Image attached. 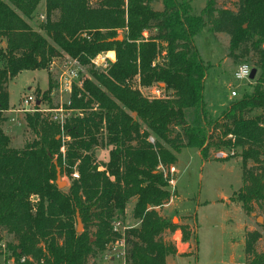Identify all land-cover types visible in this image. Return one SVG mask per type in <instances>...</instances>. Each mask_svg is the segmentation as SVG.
Instances as JSON below:
<instances>
[{"label":"trees","instance_id":"16d2710c","mask_svg":"<svg viewBox=\"0 0 264 264\" xmlns=\"http://www.w3.org/2000/svg\"><path fill=\"white\" fill-rule=\"evenodd\" d=\"M155 1L0 0V124L9 109L8 83L22 71L46 70L60 52L82 65L100 52L115 53L105 70L88 68L94 82L74 86L65 106L72 115L63 125L26 114L33 139L19 149L0 128V231L13 236L6 246L16 264L23 257L34 262L22 264H89L120 238L113 224L128 205L136 224L123 232L125 264H166L177 248L162 235L177 229L196 251V224L189 232L157 211L178 197L169 190V169L184 148L198 150L202 162H226L238 153L243 186L232 201L246 212L254 204L264 209V166L258 167L264 164V0H233L235 10L207 0L197 16L186 0H162L160 11ZM42 3L37 32L28 22L38 19ZM207 27L229 35L230 57L252 50L259 70L253 91L215 121L204 98L209 66L194 44ZM135 77L141 87L163 85L165 95L143 96L130 85ZM53 86L50 80L43 94L50 107ZM104 148L108 161L98 162L95 151ZM56 167L69 178L67 188L57 187ZM260 237L248 234L245 264H264V252L255 250Z\"/></svg>","mask_w":264,"mask_h":264},{"label":"rangeland","instance_id":"374dc122","mask_svg":"<svg viewBox=\"0 0 264 264\" xmlns=\"http://www.w3.org/2000/svg\"><path fill=\"white\" fill-rule=\"evenodd\" d=\"M101 0H88L89 4L95 6ZM180 1V0H178ZM191 6V14L199 15L200 11L205 7L207 0H186ZM219 7H225L232 10L236 9V4L233 0H216ZM126 2V1H125ZM41 6L38 7L40 16ZM154 10H162V0H157L152 3ZM40 19L33 18L29 21L30 27L37 32H40ZM43 34V32H42ZM119 37L122 31H118ZM154 34L153 30L143 33L144 37ZM194 44L202 58L209 66L207 78L205 80L204 98L210 115V120H217L227 106L253 91L254 86L259 79V70L256 67V59L253 51L250 50L245 56H240L241 52L237 53V58L229 56L228 45L229 35L226 33H209L208 27L205 28L194 38ZM2 47V43H0ZM250 48V47H249ZM59 56L52 59L49 67L46 70L22 71L12 81L8 83V91L11 95V101L14 108L20 104L24 96L32 94L37 99H43V94L49 89V81L54 79L57 73L65 68L67 61L71 59L66 54L60 52ZM111 56V55H110ZM162 60V55L158 57ZM246 63L256 74L249 80L242 82L235 81L233 73L239 64ZM53 66V68H51ZM86 74L84 80L88 79L91 82L94 80L88 75V68H93L98 71L105 70L104 68H95L90 65H83ZM133 88L139 87L137 77L131 84ZM163 85H154L151 87H141L140 91L147 98L155 97V91H161V96L165 95L162 91ZM237 92L236 97H231V91ZM260 112H255L254 115ZM64 114H70L64 112ZM4 121L0 124V128L10 138V146L19 149L27 142L33 139V135L29 131L25 116L22 114L3 113ZM59 114V119L65 117ZM133 115V114H132ZM48 117L50 115H47ZM15 117V122L10 119ZM179 129L176 128V131ZM198 150L186 148L179 155V171L176 175V170L171 174L173 181L176 177V187L178 198H172V202L167 203L157 211L160 215L166 217L169 221L177 226H187L188 231L192 232L194 224H196V239L197 249L191 239L184 242L182 232L177 229L173 233H165L162 235L163 240L172 241L177 248V254L172 257L170 264H245L248 263L250 257L245 253V241L248 234L257 232L260 238L255 244L256 252H264V209L253 205V212L243 210L241 203L233 202L232 197L237 195L242 190V167L239 154L230 157L226 162H217L218 159L213 158L210 162L203 164ZM109 148L97 149L95 156L98 162H104L109 158ZM228 153V152H227ZM220 156H225L221 154ZM226 157V156H225ZM263 162L264 159L262 158ZM260 168L264 164H259L255 167L252 163H248V167ZM175 167V166H173ZM76 171H74L75 173ZM61 180L66 183L65 188L69 186L70 180L65 174H61ZM174 183L169 185V190L173 191ZM226 197L227 201L222 200ZM37 197H32V202L35 203ZM227 204H225V203ZM195 218V219H194ZM195 221V222H194ZM121 223L120 238L124 228L134 226L135 220L132 218V206L128 205L125 218L118 219ZM0 264H16L11 251L8 250L7 244H14L13 236L0 231ZM191 236V235H190ZM119 239V238H118ZM111 245H108L106 250L93 258H90L89 264H121L117 259L111 261L110 256L113 254ZM28 262H34L31 257H25ZM22 264L21 261H19ZM24 263V262H23Z\"/></svg>","mask_w":264,"mask_h":264},{"label":"built area","instance_id":"2783aa9c","mask_svg":"<svg viewBox=\"0 0 264 264\" xmlns=\"http://www.w3.org/2000/svg\"><path fill=\"white\" fill-rule=\"evenodd\" d=\"M40 21L44 20V15L39 16ZM111 55V56H110ZM115 62V53L113 51H105L100 52L95 57L90 59V65L95 68H107L109 64ZM67 65L65 68L61 69L55 79H54V86L49 94L50 98L54 102L53 107H50L47 101L43 99H37L32 94H28L24 96L20 104L17 108H12L11 110L8 109L4 113L9 114H22L25 116L26 114H34V113H41L45 115H50L49 119L59 125H63L64 121L70 117V114H64V112L72 113V111L67 110L65 106L70 104V97L73 92L74 86L77 88L82 87V82L84 80V75L86 74L84 70V66L76 59H69L66 62ZM53 68V66H51ZM252 68L246 64L242 63L239 64L236 70L233 73V77L235 81L242 82L244 80H249L251 75ZM141 86L138 87L140 90ZM141 92V91H140ZM155 97L153 98H160L161 91L158 89L154 92ZM237 92L235 90L231 91V97H236ZM61 114L65 118L59 119L58 115ZM11 121L15 122V117L10 119ZM63 151V149H62ZM175 168L173 166L170 167L169 173L172 174ZM73 179L78 178V174L75 172L72 174ZM174 181L171 179L169 184H173ZM125 230V228H124ZM123 230V231H124ZM113 231L115 233L121 232V223L116 222L113 224ZM123 235V233H122ZM113 249V254L110 256L109 260L113 261L115 259L119 260L121 264L124 263V240L123 237L116 240L113 244H111ZM22 263L25 261V257L20 260Z\"/></svg>","mask_w":264,"mask_h":264},{"label":"water","instance_id":"95a60500","mask_svg":"<svg viewBox=\"0 0 264 264\" xmlns=\"http://www.w3.org/2000/svg\"><path fill=\"white\" fill-rule=\"evenodd\" d=\"M121 39H122L121 37H118L116 40H121ZM255 74H256L255 70H252L250 78H253L255 76ZM132 116L135 118L136 114L133 113ZM55 165H56V163H55ZM55 183L59 189H63L66 186V183L61 180V172H60V169L58 167H56V182ZM76 231H77V233H80L82 231V222H81L80 218L78 217V215H77Z\"/></svg>","mask_w":264,"mask_h":264},{"label":"crops","instance_id":"0c3cea01","mask_svg":"<svg viewBox=\"0 0 264 264\" xmlns=\"http://www.w3.org/2000/svg\"><path fill=\"white\" fill-rule=\"evenodd\" d=\"M43 11H44V4L42 3V6H41V12H40V15H43L44 13H43ZM9 92V91H8ZM12 108H14V105H13V103H12V101H11V95H10V93H9V109L11 110ZM226 109V108H225ZM184 149H186V148H184ZM184 149H182V150H184ZM181 150V151H182ZM199 151H197V153H198ZM108 154H109V152H108ZM179 155H180V153L177 155V163L174 165L175 167V170H176V175H177V173H178V171H179ZM200 155V154H199ZM108 160H104V163H106ZM203 164H206L207 162H202ZM209 163V162H208ZM173 190H176L177 191V187H176V177H175V180H174V189ZM177 194H178V191H177ZM178 197H176V199H177ZM227 198L228 197H226L225 199L223 198L222 200H224V201H227L228 202V200H227ZM173 200L171 199V201L170 202H172ZM225 203V202H224ZM226 204V203H225ZM227 205V204H226ZM172 257H168L167 258V260H166V264H170V262H172V259H171ZM221 264H224V263H221Z\"/></svg>","mask_w":264,"mask_h":264}]
</instances>
